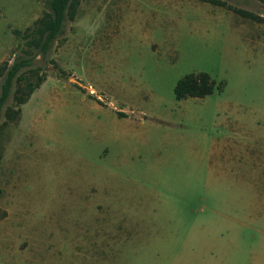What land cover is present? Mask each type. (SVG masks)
<instances>
[{"label":"rangeland","instance_id":"1","mask_svg":"<svg viewBox=\"0 0 264 264\" xmlns=\"http://www.w3.org/2000/svg\"><path fill=\"white\" fill-rule=\"evenodd\" d=\"M224 1L81 0L43 57L46 0H0V93L33 58L0 116V264H80L112 208L140 207L183 208L176 264H264V21L234 11L264 0ZM199 72L214 92L178 99Z\"/></svg>","mask_w":264,"mask_h":264},{"label":"crops","instance_id":"2","mask_svg":"<svg viewBox=\"0 0 264 264\" xmlns=\"http://www.w3.org/2000/svg\"><path fill=\"white\" fill-rule=\"evenodd\" d=\"M181 209L183 208H112L111 213L120 215L108 217L106 224L102 222L106 227L99 242H94L101 245L98 248L100 251L97 254H86L81 258L80 264H176L177 254L166 252L167 248L162 245L166 244L168 238L178 236L175 230L182 218L171 214ZM200 209L202 212L205 210L203 207ZM140 242V246L135 245ZM206 256L211 258V255Z\"/></svg>","mask_w":264,"mask_h":264},{"label":"trees","instance_id":"3","mask_svg":"<svg viewBox=\"0 0 264 264\" xmlns=\"http://www.w3.org/2000/svg\"><path fill=\"white\" fill-rule=\"evenodd\" d=\"M212 3L214 5L225 6L224 0H202ZM81 0H46L47 10L41 18L36 20L35 27L31 32L33 38L28 41L30 46H33L36 50L34 55H41L46 57L52 49L55 41L65 33V25L68 20H73L76 16L77 8L80 5ZM234 11L238 14L251 18L257 21H264L262 16H258L250 11L234 8ZM18 32V31H16ZM27 33V32H26ZM31 34V35H32ZM33 58L31 57H18L13 63L5 62L4 64V77L1 84L0 93V116L2 115V109L7 103L14 82L18 81L20 71L32 65ZM44 81L43 77H38L36 83L29 82L28 89L22 93L17 89L16 101L18 104H23L28 100V97L32 92L38 88ZM217 82L207 72L191 73L180 79L175 86V94L178 99H185L188 97H205L212 94L215 90ZM220 88V86L218 85ZM20 111V108L17 110ZM17 112L6 111L9 118L15 119Z\"/></svg>","mask_w":264,"mask_h":264}]
</instances>
